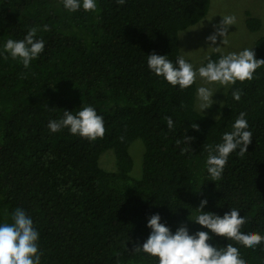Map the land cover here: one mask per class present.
Segmentation results:
<instances>
[{
  "label": "trees",
  "instance_id": "16d2710c",
  "mask_svg": "<svg viewBox=\"0 0 264 264\" xmlns=\"http://www.w3.org/2000/svg\"><path fill=\"white\" fill-rule=\"evenodd\" d=\"M209 1L96 0V12H68L60 0H0V53L32 27L45 45L27 69L0 54V224H11L14 210L23 209L39 233L41 264H158L134 250L148 238L153 214L173 234L181 225L190 235L206 231L210 245L233 244L246 264H264V244L246 248L191 221L206 199L203 211L223 217L235 208L247 220L242 232L264 235V66L252 81L230 85L207 114L194 108L195 83L181 90L147 66L153 53L175 65L179 31L199 21ZM245 23L251 31L260 27L256 17ZM223 55L209 53L203 66ZM254 58L264 60V35ZM84 106L103 117V139L49 130L64 111ZM241 112L252 143L243 157L239 148L230 154L222 178L211 181L205 146L222 143ZM184 136L192 139L181 154ZM138 137L142 172L134 178L128 148ZM107 149L115 171L98 164Z\"/></svg>",
  "mask_w": 264,
  "mask_h": 264
},
{
  "label": "clouds",
  "instance_id": "9594fccd",
  "mask_svg": "<svg viewBox=\"0 0 264 264\" xmlns=\"http://www.w3.org/2000/svg\"><path fill=\"white\" fill-rule=\"evenodd\" d=\"M60 2L68 12H75L81 8L85 12L97 11L96 0H60ZM117 3L123 5L125 0H117ZM235 22L234 16L222 17L217 31L208 36L207 40L215 44L217 36H221L223 37L222 43L226 44L224 37L227 35L228 26L234 25ZM48 30L45 25L43 31ZM37 31L36 27H32L22 40L8 39L3 45V53H7L4 58L8 59L10 56L12 60H18L25 69L29 68L30 63L39 57L45 47L43 39H36ZM213 49L219 51V47ZM147 57V66L152 73L163 77L173 87L179 86L181 90L191 87L196 82L197 76L205 83L218 84L225 88L237 82L252 81L256 70L264 66V60L255 59V53L248 48L239 53L223 55L218 61H213L210 57L206 58L208 63L198 70H194L193 65L186 62L183 57H179L175 65L166 55L153 53ZM213 93L207 87L197 89L201 111L210 108L214 103ZM232 95L235 100L239 101L242 93L237 89ZM245 115L243 112L239 114L232 125V130L223 134L222 143L214 147L205 146L208 153L206 170L211 181H218L222 178L228 157L237 148H239L238 154L241 157L248 152L253 133L248 130L249 124ZM165 120L168 129L172 130L174 127L172 118L165 117ZM191 127L199 130L196 124H192ZM48 128L52 133L67 128L70 134L90 142L103 139L106 131L103 117L98 115L91 106H84L76 114L64 111L63 118L50 121ZM120 139L123 140V137ZM191 139V137L184 136L183 143L186 147L181 149V154L189 151L187 144ZM180 143L181 141L178 140L177 144ZM206 204V199L201 200L199 207L196 208L199 214L191 221L217 236L232 240L246 248L255 249L264 244V235L258 232L244 233L241 231L247 220L240 216L239 210L232 208L230 212L220 217L203 211ZM160 219L159 214H153L148 219L147 227L151 229V232L143 245L134 249L136 252L142 251L150 257L157 258L158 264H246V261L241 258L239 249L233 244L229 243L223 248L214 247L208 243L212 239L209 232L198 231L190 235L185 225H181L173 234L168 227L160 223ZM11 220V224H0V264H41V253L38 246L39 233L33 227L31 218L23 209L16 208L11 215Z\"/></svg>",
  "mask_w": 264,
  "mask_h": 264
},
{
  "label": "rangeland",
  "instance_id": "374dc122",
  "mask_svg": "<svg viewBox=\"0 0 264 264\" xmlns=\"http://www.w3.org/2000/svg\"><path fill=\"white\" fill-rule=\"evenodd\" d=\"M234 16L236 22L228 26L227 35L217 36L216 43L212 44L207 37L217 31L222 17ZM248 16L259 18L260 27L251 31L247 28L245 20ZM264 35V0H210L206 14L196 23L182 29L178 33V48L180 57L193 65L194 70L203 66L205 57L219 47V51L224 54L239 53L245 48L251 49L255 53V41ZM213 47V48H212ZM199 87L210 88L214 93L212 100L214 103L222 104L225 92L229 87H222L218 84L205 83L197 76L195 82L194 108L202 114L208 113V108L201 111L200 101L197 96ZM129 154L132 158V168L130 175L139 178L142 172V159L144 144L141 138H135L129 145ZM99 166L106 171L116 170V159L113 149L103 151L98 158Z\"/></svg>",
  "mask_w": 264,
  "mask_h": 264
}]
</instances>
